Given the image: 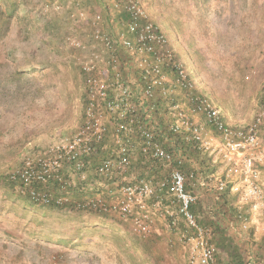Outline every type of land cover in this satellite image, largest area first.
<instances>
[{"label":"built area","instance_id":"obj_1","mask_svg":"<svg viewBox=\"0 0 264 264\" xmlns=\"http://www.w3.org/2000/svg\"><path fill=\"white\" fill-rule=\"evenodd\" d=\"M53 7L59 10L61 5ZM110 10L127 13L121 28L108 30L103 15L96 13L86 38L71 33L65 40L77 52L83 80L81 125L70 136L27 155L11 178L20 181L22 191L35 202L113 213L131 219L134 230L142 234L166 215L173 219L171 226H176L173 214H178L186 222L178 238L187 248L188 264H220L211 228L200 224L192 209L199 197L187 190V178L180 169L172 167L160 179L127 174L136 156L167 166L184 162L185 156L165 143L172 135L192 139L200 149L220 157L225 177L214 176V190L220 193L229 188L244 203H252L255 211L264 203V174L257 167L264 165L263 117L235 126L210 97L195 92L185 63L142 0H111ZM87 16L85 9L70 13L75 23L87 21ZM185 92L191 104H185ZM157 108L169 115L165 130L151 118ZM196 117H203L205 125L218 134V143ZM110 141L114 146L106 151ZM198 184L206 182L199 179ZM80 185L87 195L74 199L68 189ZM171 206H176V212ZM237 217L239 222L232 221L230 230L245 240L250 220L243 213ZM249 259L247 264H253V256Z\"/></svg>","mask_w":264,"mask_h":264},{"label":"rangeland","instance_id":"obj_2","mask_svg":"<svg viewBox=\"0 0 264 264\" xmlns=\"http://www.w3.org/2000/svg\"><path fill=\"white\" fill-rule=\"evenodd\" d=\"M21 1L40 29L28 37L22 33L20 23H14L5 35L0 31V171L7 175L18 170L27 155L70 136L81 125L83 80L75 60L77 52L63 38L69 32L86 38L91 31V17L96 13L105 17L110 0H58L59 10L53 7L56 0ZM142 2L168 36L176 56L185 63L195 82V92L210 97L235 126H245L258 115L264 120V0ZM80 8L86 10L89 19L75 23L70 13ZM105 26L114 30L106 21ZM185 102L188 105L186 92ZM200 122L205 125L203 117ZM205 131L215 136L217 143L220 141L210 126L205 125ZM113 146L110 141L106 151ZM139 161V156L133 159L128 177L134 175L131 170L139 166ZM220 168L218 174L225 177ZM91 178L96 185V177L92 174ZM15 198H6L5 189L0 187L3 264H137L136 258L145 260L151 254L160 264H188L183 248H171L162 236L150 238V255L117 248L109 231H104L107 235L103 236L83 230L84 239L77 246L54 242L45 235L76 238L79 220H88L90 214L62 209L43 218ZM244 204L251 212L248 216L262 218L258 224L264 227V203L255 211L252 203ZM115 218L120 224L116 235L130 244L136 236L132 221ZM162 220H156L155 225L166 236L170 228ZM250 232L255 233V228L250 226L247 234ZM257 236L252 239L260 262L264 257V237ZM218 252V258H226L222 248Z\"/></svg>","mask_w":264,"mask_h":264},{"label":"trees","instance_id":"obj_3","mask_svg":"<svg viewBox=\"0 0 264 264\" xmlns=\"http://www.w3.org/2000/svg\"><path fill=\"white\" fill-rule=\"evenodd\" d=\"M54 3H58V0H56ZM110 3L111 0L109 1L108 5L105 4L106 14L104 13V15L106 16L103 17V19L104 22L106 21L110 23L111 27L114 26V30L113 28L111 29V31L114 32L118 28H121V21L126 19L127 13L125 11L121 13L111 12ZM103 11H105V9ZM36 20V18L30 16L29 13L24 10L21 0H0V31H3L4 35L11 30L14 23H20L23 27L22 33L25 35V37H28L31 33H34L40 29L39 24L36 22ZM42 29L45 30V26ZM69 34H71V32L64 36V42ZM188 101L191 104V100L188 99ZM168 117L169 115L163 112L162 109L157 108L156 112L153 113L151 118L152 120L157 122L158 127L165 130L166 124L168 120H170ZM168 138L169 141L165 143L166 146H172L176 153L184 155V162L180 164L175 162L172 164V166H167L163 162L140 158V161L138 163L139 166H136L131 170L133 171V174L143 177H154L155 179H160L161 177H164L172 167H177L186 175L187 190L193 193H197V195L200 185L198 184V180L201 179L205 181L206 185L204 186L209 188V190L207 191L208 196L200 200V197L198 195V201L197 203L192 205V209L196 213L198 222L205 227L211 228L213 239L216 242L217 248H222L227 253L226 258H218L219 263L247 264L250 261V259H248V255L253 252L255 253V255L252 254L254 259V262L252 263L264 264V257L260 262H258V256L260 254L256 249L254 240L252 239L254 233L250 232V234H247V239L242 240L233 231L230 230L229 225L232 221L239 222L237 217L239 213L245 214V216L249 220L252 218L251 216H248L251 212L248 206L246 207V205L244 204L241 195L232 193L229 188H227L224 192L217 193L214 190L213 185H211L214 181V176L219 173L221 169L220 167L223 168L218 154H216V152L200 149L198 144L192 139H184L181 136L175 135H172ZM257 167L261 170L264 169V165H258ZM192 173L196 175L195 178L191 176ZM53 185L55 186V184ZM21 186L22 183L20 181L13 180L11 178V174L7 175L5 172L0 171V187L5 189L6 198H15L16 196L15 199L18 198L19 200H21V203L25 207V209L31 210L36 215L46 218L48 217L49 212H53L56 210L68 209L71 212L81 211L76 209L71 204L58 205L55 203H51L50 205H45L35 202L31 199L28 192L22 191ZM37 187H39L38 184ZM17 192L19 193L15 195V193ZM68 194L74 199L83 198L85 195H87V193H85V191L83 190L82 185L75 188H69ZM217 196H219V200H217ZM171 210L176 212V206H171ZM84 213L90 214V218L88 220H79V228H77V230L75 231L78 237L72 239L59 238L58 234L50 233L46 234L45 236L49 239H53L54 242L58 241L63 244L77 246L79 245L78 243L82 244V241L84 239V234H82L83 230H88L92 234H101L103 236L107 235L104 233V231H109V234L111 235V237H113L114 244L117 248L124 251H131L133 249L136 252H143L145 254L147 253L148 255L151 254L149 252L152 244L150 242V238L162 236L163 238H166L168 240V245L171 248L180 245L183 248L185 254H188L187 248L180 242L178 238V231L186 228L185 220L178 214H173V216L177 218L176 226H171L173 219L169 215H166L162 220L163 225L167 226L168 224H170V230L166 232V236L164 234V231L160 232L161 230L156 228L158 224H154L151 231L147 234L138 233L134 230V227H132V233L136 236L132 239V242L130 244H127L124 237L116 235L119 234L118 226L120 224L118 223V220H116L115 214L93 211ZM118 218L123 221H132L131 219L124 220L120 217ZM153 228H156V230H154ZM243 245H245L244 248H242ZM245 258L247 259V261L245 260ZM135 262L137 264H160V260H158V258H156L155 256L153 257L152 254L145 260H138V258H136Z\"/></svg>","mask_w":264,"mask_h":264},{"label":"crops","instance_id":"obj_4","mask_svg":"<svg viewBox=\"0 0 264 264\" xmlns=\"http://www.w3.org/2000/svg\"><path fill=\"white\" fill-rule=\"evenodd\" d=\"M196 119H198V120L200 121V120H202V117H197ZM201 122H202V121H201ZM206 128H208V127H206ZM207 134H208V133H207ZM263 139H264V137H263ZM214 184H215V181H213L211 185L214 186ZM208 190H209V188L206 187V186H204L203 184L199 185L198 195H199V197H200V200L203 199V198H206V197L208 196V192H207ZM252 211H254V210H252ZM256 213H257V212H256ZM254 214H255V213H254ZM260 219H262V218H258V217H256V214H255V216L253 215L252 218H251V224H250L249 226H251L252 229L255 228V233H254L255 236L259 235V236H257V237H261V236L264 237V234H262V233H264V232H263V228H264V227H263L261 224H258V221H259ZM159 220H161V219H159ZM253 251H254V250H253ZM252 254L255 255V253L252 252V253H250L248 256H249V257H250V255L253 256ZM249 257H248V259H249ZM251 262H254V259H252Z\"/></svg>","mask_w":264,"mask_h":264}]
</instances>
